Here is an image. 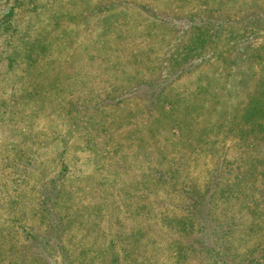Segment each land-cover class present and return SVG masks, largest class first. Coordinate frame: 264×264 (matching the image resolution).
Listing matches in <instances>:
<instances>
[{
  "label": "rangeland",
  "instance_id": "rangeland-1",
  "mask_svg": "<svg viewBox=\"0 0 264 264\" xmlns=\"http://www.w3.org/2000/svg\"><path fill=\"white\" fill-rule=\"evenodd\" d=\"M0 264H264V0H0Z\"/></svg>",
  "mask_w": 264,
  "mask_h": 264
}]
</instances>
